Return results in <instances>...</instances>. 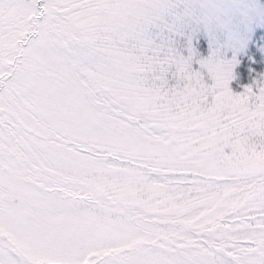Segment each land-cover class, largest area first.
Instances as JSON below:
<instances>
[{
	"label": "snow or ice",
	"instance_id": "6c2138e0",
	"mask_svg": "<svg viewBox=\"0 0 264 264\" xmlns=\"http://www.w3.org/2000/svg\"><path fill=\"white\" fill-rule=\"evenodd\" d=\"M257 22L253 0H0V264H264Z\"/></svg>",
	"mask_w": 264,
	"mask_h": 264
},
{
	"label": "rangeland",
	"instance_id": "374dc122",
	"mask_svg": "<svg viewBox=\"0 0 264 264\" xmlns=\"http://www.w3.org/2000/svg\"><path fill=\"white\" fill-rule=\"evenodd\" d=\"M253 2L258 4V5L264 6V0H253ZM256 33H264V23H261V22L256 23V25L254 26L253 32H252L253 38L255 37ZM252 46H256L255 43H253ZM240 59H241V64L244 65L243 62L245 60H247L248 57L242 53L240 56ZM239 66L237 67L236 72H237V79L241 80L240 74H238ZM257 71H260V69H257ZM254 79H255V75L252 79H249L248 82H246V83H244L243 80H241V83L239 85L236 84V81H233L232 85H231L233 87V91L234 92H242L244 90V87L251 84L254 81Z\"/></svg>",
	"mask_w": 264,
	"mask_h": 264
},
{
	"label": "trees",
	"instance_id": "16d2710c",
	"mask_svg": "<svg viewBox=\"0 0 264 264\" xmlns=\"http://www.w3.org/2000/svg\"><path fill=\"white\" fill-rule=\"evenodd\" d=\"M244 65L241 64L238 68V74H240L241 80H243L244 83L248 82L249 79H252L255 75V73H250L247 76L242 77L241 76V70L243 69ZM252 77V78H251ZM250 82V81H249Z\"/></svg>",
	"mask_w": 264,
	"mask_h": 264
}]
</instances>
